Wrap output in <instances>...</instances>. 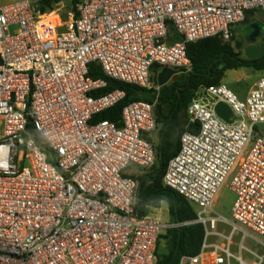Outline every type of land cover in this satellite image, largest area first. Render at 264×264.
Masks as SVG:
<instances>
[{
  "label": "built area",
  "instance_id": "obj_1",
  "mask_svg": "<svg viewBox=\"0 0 264 264\" xmlns=\"http://www.w3.org/2000/svg\"><path fill=\"white\" fill-rule=\"evenodd\" d=\"M248 11L264 12V0H80L64 20L28 0L0 6V264H154L162 232L179 225L136 217L127 175L154 163L144 137L156 130L154 103L125 105L119 125L91 124L125 92L97 94L106 81L89 66L151 89L153 67L189 72L187 44L230 41ZM169 28L181 39L169 42ZM186 115L196 132L182 133L162 182L195 207L203 236L177 264H264V77L244 99L222 83L201 87ZM227 179L231 221L214 211Z\"/></svg>",
  "mask_w": 264,
  "mask_h": 264
},
{
  "label": "trees",
  "instance_id": "obj_2",
  "mask_svg": "<svg viewBox=\"0 0 264 264\" xmlns=\"http://www.w3.org/2000/svg\"><path fill=\"white\" fill-rule=\"evenodd\" d=\"M79 1L69 0L70 9L74 10ZM60 2L61 0H39L37 6L40 12L51 11L53 6ZM254 12L248 11L244 22H247ZM180 39L173 28H169L168 41L175 42ZM261 43H264V40ZM186 53L191 63V70L182 74V80L159 87L157 85L159 71L157 67H153L150 75L153 86L151 89L116 82L105 77L97 65L89 66L91 79L106 81V88L97 94L114 89L125 92L122 102L95 115L91 124L108 120L119 125L120 113L125 105L139 100L148 103L156 101L154 115L159 141L154 146L155 160L146 173L135 178L137 188L133 210L134 215L141 218L147 215L150 209H157L161 204H165L171 223L179 226L168 229L165 236L159 237L166 240L167 250L166 254H159L158 239L154 264H177L180 256L195 255L199 251L203 236L202 227L192 223L195 220L193 206L185 198L165 187L162 182L168 161L178 152L179 138L182 133L196 132V127L190 124L188 119L182 121V114H186L187 107L196 97L199 88L220 85L226 71L241 68L264 71V56L253 61L246 60L241 57L243 52L238 45L231 47L217 37L187 44ZM155 87H158V90H155ZM30 129L31 126L28 125V130Z\"/></svg>",
  "mask_w": 264,
  "mask_h": 264
},
{
  "label": "rangeland",
  "instance_id": "obj_3",
  "mask_svg": "<svg viewBox=\"0 0 264 264\" xmlns=\"http://www.w3.org/2000/svg\"><path fill=\"white\" fill-rule=\"evenodd\" d=\"M18 0H0V6L7 5L9 3L15 2ZM32 5H38L39 0H28ZM38 8V6H37ZM70 4L69 0H61L60 3L53 6V9L51 11H45L48 12H54L61 20H64L67 16V13L70 11ZM250 23V24H249ZM254 23H259L258 26L259 30L261 31L259 33V36L256 40V43L261 42L264 40V13L261 12H254L253 16L247 20V22H242L240 25H238L236 28V36L233 34V37L228 42H224L225 44L236 47L237 45L241 48V52H243V48L249 43L248 39L251 34L253 33L252 25ZM243 57V55H241ZM158 68V67H157ZM161 68H158V71H160ZM182 73V72H181ZM184 74V73H182ZM261 77H264V71H256L252 68H241L237 70H231L226 71L223 77V80L221 81L222 84L227 86L229 89H231L238 97L239 96H246L247 92L250 90L252 85ZM187 119V115L185 113L182 114V121ZM1 130V128H0ZM158 132L155 130L151 137V142L155 146L158 141ZM150 169V168H149ZM149 169H139L137 167H131L129 171L133 173V176L138 177L141 174L146 173ZM229 182L230 180L227 179L224 184L220 187L217 197L214 203V211L220 215L221 217L225 218L228 221H231V208L234 202V194L231 192L229 188ZM195 210V207H193ZM167 209V208H166ZM168 213V210H167ZM150 215H159L162 219L161 221L169 226H174V224L171 223V218L164 212H159L158 210H150ZM219 230L225 234L229 232V228L225 226H219ZM166 235V232H162L161 236ZM242 233L237 232L234 236V243H237L240 240ZM245 246L248 248L255 250L256 252L260 253L261 250L259 246L256 245V243L250 238L247 237V239L244 242ZM166 241L165 239H159L158 248L160 252L165 251Z\"/></svg>",
  "mask_w": 264,
  "mask_h": 264
},
{
  "label": "water",
  "instance_id": "obj_4",
  "mask_svg": "<svg viewBox=\"0 0 264 264\" xmlns=\"http://www.w3.org/2000/svg\"><path fill=\"white\" fill-rule=\"evenodd\" d=\"M252 28L254 31L249 37L250 41H252L259 33V28L257 25H252ZM262 56H264V43H260L258 45H248L243 48V57L246 60L253 61L260 59ZM175 75L176 71L170 70L168 68H162L157 75V85L159 87L166 85L168 81ZM214 111L220 119L226 123H231L233 115L228 106L218 103L214 107Z\"/></svg>",
  "mask_w": 264,
  "mask_h": 264
},
{
  "label": "crops",
  "instance_id": "obj_5",
  "mask_svg": "<svg viewBox=\"0 0 264 264\" xmlns=\"http://www.w3.org/2000/svg\"><path fill=\"white\" fill-rule=\"evenodd\" d=\"M256 12H260V11H256ZM247 13V12H246ZM261 13H264V12H261ZM254 14V13H253ZM253 16V15H252ZM251 16V17H252ZM245 17H246V14H245ZM250 17V18H251ZM249 18V19H250ZM250 24V23H249ZM253 25H257V26H259L260 24L259 23H254ZM253 30V29H252ZM254 31V30H253ZM261 31L259 30V33H260ZM259 33H258V35L252 40V41H250L249 40V38H247L248 39V44L246 45V46H248V45H258L259 43H256V40H257V38H258V36H259ZM233 34H235V36H236V28H234L233 29V31H232V36H233ZM232 38V37H231ZM245 46V47H246ZM182 80V73L181 72H177L176 73V75L175 76H173L169 81H168V83L167 84H169V83H174V82H179V81H181ZM156 89H158V87H155V90ZM246 96H244V97H242V96H239V98L240 99H244ZM152 103H154V109H155V103H156V101H154V102H152ZM166 109V111H167V108H165ZM187 119H188V117H187ZM153 134V133H152ZM152 134H150V135H145L144 137L148 140V141H150L151 142V137H152ZM158 141H159V138H158ZM158 141H157V143H158ZM152 143V142H151ZM127 175H129V176H131L132 178H137V177H135V176H133V173H131L129 170L127 171ZM136 180V179H135ZM167 208V206L165 205V204H161V206L159 207V208H157V209H150V210H158L159 212L161 211V212H164V213H166L167 215H168V213H167V210L168 209H166ZM149 210V211H150ZM152 216H154V217H157V218H159L160 220H162L161 218H160V216L159 215H157V214H155V215H152ZM162 222V221H161ZM163 223V222H162ZM165 224V223H164ZM169 224H172V223H169ZM167 231V230H166ZM165 231V232H166ZM165 236V235H164ZM166 241V240H165ZM166 250H167V242H166V246H165V251L164 252H160V250H159V248H158V252H159V254H166Z\"/></svg>",
  "mask_w": 264,
  "mask_h": 264
},
{
  "label": "flooded vegetation",
  "instance_id": "obj_6",
  "mask_svg": "<svg viewBox=\"0 0 264 264\" xmlns=\"http://www.w3.org/2000/svg\"><path fill=\"white\" fill-rule=\"evenodd\" d=\"M260 43H261V42H260ZM260 43H259V44H260Z\"/></svg>",
  "mask_w": 264,
  "mask_h": 264
}]
</instances>
